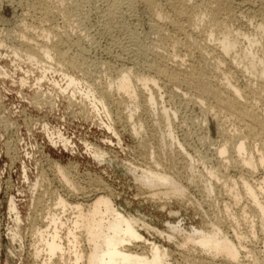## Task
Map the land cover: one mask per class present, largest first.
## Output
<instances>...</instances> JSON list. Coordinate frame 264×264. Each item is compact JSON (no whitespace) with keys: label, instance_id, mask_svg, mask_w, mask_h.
Returning <instances> with one entry per match:
<instances>
[{"label":"bare ground","instance_id":"obj_1","mask_svg":"<svg viewBox=\"0 0 264 264\" xmlns=\"http://www.w3.org/2000/svg\"><path fill=\"white\" fill-rule=\"evenodd\" d=\"M22 1L27 5L26 13L31 16L39 14L40 22L30 27L22 24L11 34L6 33L9 45L4 42L5 39H0V48L5 47L13 57L15 68L19 66L16 60H25L39 69L40 73L31 83L36 87L31 103L38 108L52 107L54 96L61 95L67 105L75 103L76 113L80 117L98 121L100 126L118 138L110 107V102H113L116 110L126 111L124 118L130 123L129 130L140 141L145 131L137 111L149 113L156 123L163 124V129L160 128L156 136L159 151L165 156L166 149L173 151L172 148H178L176 151L184 154L182 168L187 173L188 185L199 186L208 197L216 188L223 189L232 202H225L222 218L217 217L207 227H192L184 231L178 225H168L165 237L172 240L178 236L179 246L204 255L202 259L200 257L199 264H216L218 259L240 264L244 238L246 234L254 237L258 224L262 241L259 256L264 264V174L255 180L252 177L257 169L264 171V0H259L260 6L255 5V0L242 1L247 13L258 15L255 22L250 20L249 31L233 26L231 0H0V3L4 2V6L14 10L15 5ZM84 4H90L93 10L98 11L102 26L108 32L123 27L119 19L123 11L135 16L146 13L151 21L147 33L153 34V37L145 43V37L131 32L128 44L122 45L131 54L130 65L116 70L113 75L111 68L104 70L106 81L102 84V76L90 78L89 67L81 69L84 61L74 60L62 48L63 43L71 41L72 35L78 34L77 25L73 30L66 27L74 18L84 22L87 14L82 10ZM58 15L64 23L61 29L59 23L57 26L52 23V19ZM25 16L27 18V14ZM52 35L56 40H52ZM139 62L143 64L142 72ZM57 70L60 79L48 77V73ZM76 70L83 72L81 78L76 75ZM30 72V69L24 68L25 76ZM0 75L8 76L4 67H0ZM237 77L244 78L245 82L237 84ZM19 79L21 85L27 82V78ZM50 79V88L48 86L43 91V83ZM175 95L186 98L194 109L202 113L203 123L208 121L219 135L220 140L214 148L219 162L217 167L209 165L210 168L204 166L202 170L200 165L202 168L198 171L192 159H186L189 153H184L182 144L173 132L177 110H170L164 100L168 96V101H171ZM28 118L24 116V120ZM11 121L9 113L0 112V128L6 130L5 126ZM226 123L229 128L224 127L228 126ZM43 127L46 138L52 144L61 143L62 148L71 145L60 130L51 131L47 125ZM52 133L56 134L55 140L51 139ZM93 143H84L87 152L98 161L107 159L105 151ZM3 145L6 155L13 162L17 151L7 140ZM142 146L145 164L139 166L131 161H120V167L133 177L137 188L147 193L146 197L161 199L159 201L175 199L190 202L188 187L181 180L178 172L180 167L178 169L176 166L181 162L169 157L170 162L165 163L155 157L150 144L142 142ZM46 161L70 193L77 195L81 192L82 187L74 178L77 172L75 162L63 164L50 158ZM21 165L23 179L28 181L27 167L24 163ZM230 168L241 169L245 174L237 175L236 180L226 173ZM95 181L100 187L85 203L56 195L51 203L45 204L43 195L48 191V179L43 172L38 173L30 183L31 197L28 213L25 212L27 219H30L31 213L37 209L44 211L42 222L31 224L36 237L34 256L43 255L42 264H169V249L148 241L140 233V228L153 230L160 235H164L163 231L151 227L142 218L122 211L115 203L109 186L100 178ZM41 189L43 191L36 192ZM8 198L7 209L14 214L16 226L10 238L16 241L21 217L14 197ZM234 205L238 206L237 211L240 212L237 216L232 208ZM244 219H248V228L245 227L248 233L240 228L241 220ZM225 220L229 221L231 235L222 229L221 221ZM137 243L143 245L141 251L135 249L140 246ZM249 250L246 252L250 253L251 264H262L257 255L254 256Z\"/></svg>","mask_w":264,"mask_h":264},{"label":"rangeland","instance_id":"obj_2","mask_svg":"<svg viewBox=\"0 0 264 264\" xmlns=\"http://www.w3.org/2000/svg\"><path fill=\"white\" fill-rule=\"evenodd\" d=\"M242 1L243 0H231V11L233 14L232 22L234 27H240L244 31H249L251 28L250 22L252 20V22H255V20L258 19V15L254 12L247 13L242 5ZM255 1V5L260 6V1ZM5 3L7 2L5 1ZM5 3H0V39H5L4 42H7L6 44L9 45L8 43L10 41L6 38V33L11 34V32L19 29V25L22 26V24H27L28 27L32 26V24L33 26L37 25L40 20L38 16L39 14L34 13V15L32 14L33 16H31V14L26 13L28 11L25 1L17 3L14 10H12L11 7L7 6L8 9L4 6ZM84 5L82 10L85 14L87 13L84 17V22H82V19L78 22V20H75L74 18V20L69 22L66 27L68 30H73V27L77 25L78 34L72 35L71 41L69 40L68 42L63 43L62 48L69 56L74 57V60L81 59L84 61L85 64L81 66V69H85L84 66H88V69L91 72L90 78L102 76L103 78L100 81L102 84L106 81V77L104 79V72L107 71L108 68L112 69L111 74L113 75L116 70L130 65L129 63L132 61L131 54L124 50L122 45L128 44L131 32L138 33L140 36L145 37V43L149 42L153 37V34L147 33V27L151 21L146 13L135 16L123 11V13H121L122 17L119 16V19L122 20L123 27L108 32L102 26V18L100 14H98V11L96 12L93 10L92 5L90 4H88V6L86 4L85 7ZM85 9L87 11H85ZM26 14L27 18L25 16ZM53 22L56 26L59 23V29L64 26L63 20L59 15L52 19V23ZM179 36L181 37V34ZM52 37L50 36V39ZM38 38L41 37L38 36ZM52 40H56V38L53 37ZM80 41L81 43H78ZM4 48L5 47L0 48V55H4L5 53L4 56L2 55L0 57V67H4L7 70L8 76L4 77L0 75V112L5 114L9 113V117L13 121L7 123V126H5L6 130L0 128V264H42L43 262V255L35 257L33 254L36 237L32 232L31 224L41 223L43 220L41 217L44 211L40 208L37 209L31 213L30 219H27V214H25V212L28 213V206L31 197V192H29L30 183L34 181V178L39 172L44 173L49 184L48 191L43 195L45 204H48L49 202L51 203L56 195H60L70 201L85 203L92 197L95 190L100 187L97 186L95 181L96 178H100L109 186L114 194L115 203L120 209H122V211L142 218L150 226L152 225L151 227L163 231L164 235H160L153 230L140 228V233L144 238L148 239V241H153L156 244L162 245L163 247L166 246L165 248L169 249V264H199L201 262L200 257L202 259L204 255L198 253V251L196 253V251L192 252L185 247L182 248L179 246L178 236L172 239V241L165 237V233H167L169 229L168 225H178L182 230L188 231L192 227L205 228L206 225H209V222L221 219L224 203H232L229 196L225 194V192L223 193L224 190L216 188L215 192H213L214 194L212 193L208 197L202 192L199 186H194V184L188 185V181L186 180L187 173L185 172V169L182 168V158H184V154H181L180 152L178 153L176 151L178 148H172L173 151L170 149L171 152L169 149H166L164 156L159 151L160 149L158 148L159 146L156 140L158 130L160 128L163 129V124L156 123L155 119L151 117L149 113L139 110L137 111V115L141 118L145 131L141 141L150 144L154 148L155 157H158L157 159H162L163 162L169 163V157H174L176 161L181 162L176 166L178 169L180 167L178 172H180L183 184H186L188 187L191 201L180 202L175 199L159 201L161 199L156 198V200L154 198L146 197L147 193L139 190L133 177L129 173L123 171L120 167L121 160L131 161L139 166L145 164L146 161L142 142L139 138H135L132 135L129 130L130 123L124 118L126 111L116 110L117 107L115 103L110 102V107L113 110L112 120L119 135L117 138L104 127L100 126L98 121L94 122L91 120H85L82 116L80 117V115L76 113L77 108L75 103L67 105L65 98L61 95L54 96L52 107L45 106L38 108L34 106L31 103V96L36 87L31 83H34L33 78L40 73L38 72L39 69H36L34 65L29 64L25 60H16L19 66L18 68H15L16 66L14 63L12 64L13 57L6 51V48L4 51ZM139 64H141L139 70L141 72L144 71L143 64L141 62H139ZM24 68H28L32 72L25 76V73H23ZM57 71L59 72V70ZM57 71H54L55 73L51 72L52 74L48 73V77L51 79H60V72L58 73ZM76 75L81 78L83 72L76 70ZM20 77L27 78V82L24 85L18 83ZM51 79L49 82L46 81L43 83V88H41L43 91H46L48 86L50 88ZM244 82V78H236L237 84H243ZM18 84H20V88L18 87ZM49 92H51L50 89ZM16 93H19V96ZM164 100L170 110H177L176 117L173 120V128H175L173 129V132L174 135L176 134L175 136L178 141L182 144L184 153H189L190 157L186 156V159H192L191 162L193 163V166L195 165V170L198 171H201L202 167L203 170L204 166L209 168L211 165V167H217L219 162L217 159L218 156L215 155L214 148H216L220 137L214 132L210 123L208 121H205L207 122L206 124H204L205 122L203 123L202 113L194 109L186 98L175 95L171 101H168V96H165ZM24 116H28V120H24ZM220 118L223 120L222 116ZM40 123H42L41 128L39 127ZM226 124L228 126L224 125V127L229 128V124ZM43 125H47L51 131L60 130L63 137L68 139L72 146L69 145L67 148L64 147V149L62 148L63 146H61V143L52 144L49 142V139L45 136ZM27 130H29V132ZM51 139L55 140L56 134L52 133ZM5 140H7L11 144V147L17 151L13 162H11L9 156L5 153V147L3 145ZM107 140H111V142H107ZM83 142L88 143L89 145L94 142L93 144L99 146L105 151L107 159L102 161L96 160L87 152ZM161 155L163 156L161 157ZM47 158L58 160L63 164H66L68 161H73L77 164V172L75 173L76 177L74 176V178L76 183L82 187L80 193L73 195L66 186L61 184L56 177L54 170L46 161ZM23 163L27 167L28 181L24 180L22 176L23 172H21V164ZM20 166L21 168H19ZM227 171L226 173L231 177L233 176L236 180L239 175H243V173L245 174L243 170L238 168H230ZM239 171L240 173L241 171L243 172L240 174ZM262 173L264 174V171L261 168L257 169L252 175L253 179L255 180L256 178L262 177ZM41 191H43V189L40 191L37 190L36 192L39 193ZM9 196L14 197L17 210L21 217V222L18 227L19 236L16 238V241L15 239L12 240L10 238L11 231L15 229L16 226L15 221H13L14 214L7 209V200L9 199ZM232 208L236 213V216L240 214V212H238V206L234 205ZM223 222L224 221H221L223 231H227V234L231 235L232 232L229 227V221L225 220V222ZM247 222L248 219L241 220L240 228H242L241 231L245 232L247 230L246 232L248 233ZM257 225L258 224H256L257 229H255L254 237L250 236V234H246V238H244V245L242 246L243 248H241L239 256L240 264L252 263L249 256L250 253L246 252L249 249L251 250V254L254 256L257 255L256 257L259 259L260 263L263 262L260 257L262 241ZM245 227L247 228L245 229ZM137 244L140 246L135 249L141 251L143 245L141 243ZM228 263L229 262L221 261L219 259L216 260V264Z\"/></svg>","mask_w":264,"mask_h":264}]
</instances>
